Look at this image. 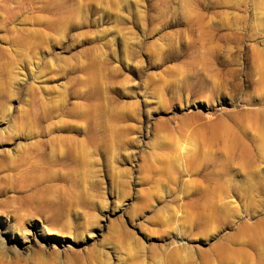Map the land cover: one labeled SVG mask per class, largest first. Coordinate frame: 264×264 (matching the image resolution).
Here are the masks:
<instances>
[{
  "label": "rangeland",
  "instance_id": "1",
  "mask_svg": "<svg viewBox=\"0 0 264 264\" xmlns=\"http://www.w3.org/2000/svg\"><path fill=\"white\" fill-rule=\"evenodd\" d=\"M0 264H264V0H0Z\"/></svg>",
  "mask_w": 264,
  "mask_h": 264
}]
</instances>
